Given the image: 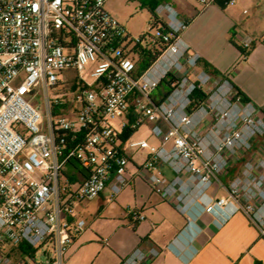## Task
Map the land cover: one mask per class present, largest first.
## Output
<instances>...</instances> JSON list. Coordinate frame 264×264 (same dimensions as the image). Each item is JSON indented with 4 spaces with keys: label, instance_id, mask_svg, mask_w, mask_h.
<instances>
[{
    "label": "built area",
    "instance_id": "1",
    "mask_svg": "<svg viewBox=\"0 0 264 264\" xmlns=\"http://www.w3.org/2000/svg\"><path fill=\"white\" fill-rule=\"evenodd\" d=\"M107 2L0 0V241L42 248L38 264H65L86 225L76 203L106 187L112 202L133 177L186 217L176 238L190 250L202 213L218 226L240 213L264 240V115L228 74L215 78L201 66L183 38L191 17L173 3L152 5L157 37L143 46L144 36L133 38ZM252 42L241 36L242 59ZM153 46L159 53L141 67V53ZM73 74L91 81L81 79L71 96L64 85L78 80ZM163 80L170 85L160 91ZM198 89L206 98L195 105ZM143 124L157 144L122 137ZM140 149L146 157L134 163ZM69 162L83 169L80 179L64 175ZM126 214L146 217L137 207ZM159 253L137 246L118 264H149ZM17 263L0 247V264Z\"/></svg>",
    "mask_w": 264,
    "mask_h": 264
},
{
    "label": "crops",
    "instance_id": "2",
    "mask_svg": "<svg viewBox=\"0 0 264 264\" xmlns=\"http://www.w3.org/2000/svg\"><path fill=\"white\" fill-rule=\"evenodd\" d=\"M235 3L221 8L211 2L199 4L200 9L182 11L191 17L183 38L200 54L201 66V61L213 65L220 74L215 78L228 74L264 115V7L251 11L243 8L241 14ZM244 34L251 36L255 45L242 59L229 39L232 36L239 43ZM145 157L146 154L142 157L134 153L133 162H141ZM164 170L170 175L168 169ZM63 173L74 180L80 179L84 171L76 162H69ZM109 195L106 187L97 197L76 203L75 214L86 225L71 244L65 264H118L137 246L160 249L149 264H264V240L240 213L220 226L210 214L202 213L196 220L198 230L190 250L176 238L186 224V217L154 192L143 178L133 177L112 202ZM127 207L140 208L145 219L132 221L126 214ZM169 243L174 247L168 248ZM0 247L9 254L16 249L3 241Z\"/></svg>",
    "mask_w": 264,
    "mask_h": 264
},
{
    "label": "rangeland",
    "instance_id": "3",
    "mask_svg": "<svg viewBox=\"0 0 264 264\" xmlns=\"http://www.w3.org/2000/svg\"><path fill=\"white\" fill-rule=\"evenodd\" d=\"M158 2L162 1H170L176 7V9L181 13L182 11H186L187 8L193 9L199 6V3L194 0H157ZM255 1V0H254ZM257 3L253 2V0H248L244 3L236 1L234 4L237 10L241 13L243 8H247L250 11L252 8L261 9L264 7V0H256ZM154 1L152 0H108L106 4L107 11L115 18L124 28L125 30L133 37L138 38L144 36L142 39V45L145 46L149 44L152 37H157L156 28L151 27L150 18H151V10ZM231 5V4H228ZM226 5V6H228ZM225 6V7H226ZM224 7V8H225ZM200 9V7H198ZM198 10V9H197ZM183 14V13H182ZM242 14V13H241ZM245 15V14H244ZM75 78L67 81L65 83V87L70 89L69 93L71 96L74 94L73 92L81 89L82 84L80 83L81 79H84L86 83L91 81V78L84 74L82 78L79 79L78 74H73L72 77ZM165 90L164 88L160 89V91ZM70 99V97L68 98ZM132 139L145 138L150 143L157 144V139L151 134L150 125L143 124L139 126L130 136ZM134 150L130 152L133 153ZM135 154L141 155L142 157L146 154L145 149H140L134 151ZM239 165V164H238ZM222 194V193H221ZM11 257L14 260V263L18 261H22L17 264H38L43 261L42 248H37L33 257L24 256L19 249H14L11 251Z\"/></svg>",
    "mask_w": 264,
    "mask_h": 264
},
{
    "label": "trees",
    "instance_id": "4",
    "mask_svg": "<svg viewBox=\"0 0 264 264\" xmlns=\"http://www.w3.org/2000/svg\"><path fill=\"white\" fill-rule=\"evenodd\" d=\"M154 1V3H157L158 1L157 0H152ZM226 0H214L213 3L217 4L219 7L221 8H224L225 7V2ZM153 3V4H154ZM229 41L238 48V50L240 51V53H243L245 52V50L242 48V46L237 43L233 37L231 36ZM255 43L254 41L252 42V45H251V48L246 51L247 55H249L250 51L253 49ZM161 48V47H160ZM159 47H156V46H153L152 48L150 49H147V50H144L141 55H140V64H141V67H145L148 62H150L151 60H153L155 58V56L159 53ZM202 63V67L205 68L207 71H209L213 76H218L220 75L219 72L216 70V68L211 65L209 62H206V61H201ZM170 85V81H167V80H163L161 83H160V88L159 89H167V87H169ZM234 89L235 91L241 95L243 97V99H248L247 96L238 88L234 85ZM194 104L195 105H198L200 103H202L205 98H206V93H204L202 90L198 89L194 92ZM136 129H129V130H125L123 133H122V137L123 138H126V137H129ZM238 163H234L233 165L230 166V168L228 169V173H227V177H230L232 176L237 170H238ZM19 250L26 254L27 256L29 257H33L34 256V253L36 251L35 248H31L29 246H26V245H21L19 246Z\"/></svg>",
    "mask_w": 264,
    "mask_h": 264
}]
</instances>
